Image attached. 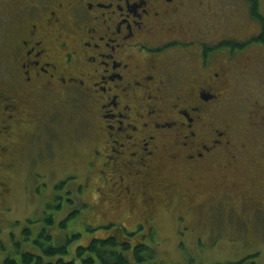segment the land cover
Returning a JSON list of instances; mask_svg holds the SVG:
<instances>
[{
	"label": "flooded vegetation",
	"instance_id": "af4514ba",
	"mask_svg": "<svg viewBox=\"0 0 264 264\" xmlns=\"http://www.w3.org/2000/svg\"><path fill=\"white\" fill-rule=\"evenodd\" d=\"M240 1L245 18L234 0H0L4 168L56 177L74 158L56 222L132 247L159 211L176 229L214 212L264 223V30Z\"/></svg>",
	"mask_w": 264,
	"mask_h": 264
},
{
	"label": "rangeland",
	"instance_id": "374dc122",
	"mask_svg": "<svg viewBox=\"0 0 264 264\" xmlns=\"http://www.w3.org/2000/svg\"><path fill=\"white\" fill-rule=\"evenodd\" d=\"M260 1L261 12L264 14V0ZM234 2L233 14L236 18H245L244 3L240 0H234ZM3 41L0 38V43ZM233 106L231 117L234 116L243 125L247 120L246 113L240 109L241 106L236 101ZM66 164L67 173H78L79 165L74 158H69ZM50 169L51 167L44 166L42 168L44 176L41 174L39 178L21 179V176L9 174L0 161V264H4L5 258L16 248L10 242L12 235H16L17 240L21 241L25 227L30 226L31 230L36 232L37 228L46 229L51 226L44 221V216L43 220L39 221L48 207L54 209L51 214H55L57 221L65 219L68 211H60L53 186L66 174V171L59 172L56 177L51 175L48 177L45 174H48L47 171ZM261 174L264 188V172ZM6 189L7 191H4ZM242 191L246 192L245 187H241ZM158 213L161 220L157 234H154L153 238L142 239V242L149 245L155 252V258L152 261L154 264H238L249 257L254 259L246 264H264V223L258 222L252 226H246L226 213L214 212L207 223L195 225V229L190 230L184 224L176 229L172 225L173 220H163L164 215L160 211ZM91 221L97 223V220L91 219ZM84 222L86 223L87 220L80 218L73 225L69 223L65 228H61L58 222L54 228L50 229V233L54 236V244H62L67 238L82 233L80 238L71 242V247L77 248L81 244H87L92 238L105 235L106 231L98 228H94L92 233L86 232L87 226ZM114 233L118 235L117 232ZM138 239L136 235L131 237L130 241L136 242ZM29 243L33 242L25 243L23 251L27 244L34 248ZM48 261H46L47 264Z\"/></svg>",
	"mask_w": 264,
	"mask_h": 264
},
{
	"label": "trees",
	"instance_id": "16d2710c",
	"mask_svg": "<svg viewBox=\"0 0 264 264\" xmlns=\"http://www.w3.org/2000/svg\"><path fill=\"white\" fill-rule=\"evenodd\" d=\"M251 7L252 18L257 24L262 25L264 30V14L261 12L260 0H246ZM225 49L235 51V47L225 45ZM54 209L48 207L46 209L45 221L50 227L46 229H37L33 232L29 228H25L22 232V240L18 241L12 238L15 250L7 256L4 264H154L152 261L155 258V252L146 244H138L136 247L131 246V242L124 239L121 234L111 237L103 236L99 238H92L87 244H81L77 248L71 247L72 241L80 238L82 233L75 234L72 238L59 245L54 244V236L50 233V229L54 228L58 223L55 215L52 216ZM75 221L69 219L66 222H60V227L65 228L69 223L74 224ZM41 223V222H40ZM86 232H94L92 228H86ZM134 237V236H131ZM130 237V238H131ZM34 246V248L27 244L23 251L25 243L27 242ZM249 259L238 262V264H246Z\"/></svg>",
	"mask_w": 264,
	"mask_h": 264
}]
</instances>
